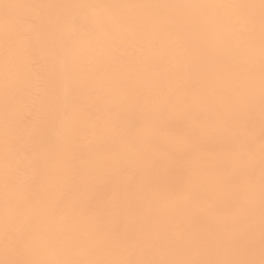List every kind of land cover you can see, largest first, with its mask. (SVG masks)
I'll list each match as a JSON object with an SVG mask.
<instances>
[{
    "label": "bare ground",
    "instance_id": "obj_1",
    "mask_svg": "<svg viewBox=\"0 0 264 264\" xmlns=\"http://www.w3.org/2000/svg\"><path fill=\"white\" fill-rule=\"evenodd\" d=\"M261 260V0H0V262Z\"/></svg>",
    "mask_w": 264,
    "mask_h": 264
},
{
    "label": "snow or ice",
    "instance_id": "obj_2",
    "mask_svg": "<svg viewBox=\"0 0 264 264\" xmlns=\"http://www.w3.org/2000/svg\"><path fill=\"white\" fill-rule=\"evenodd\" d=\"M261 6L264 8V0H261ZM0 264H14V262L3 261ZM126 264H138V262H126ZM175 264H210V262H175ZM228 264H254L252 261H238V262H228ZM260 264H264V260L260 261Z\"/></svg>",
    "mask_w": 264,
    "mask_h": 264
}]
</instances>
